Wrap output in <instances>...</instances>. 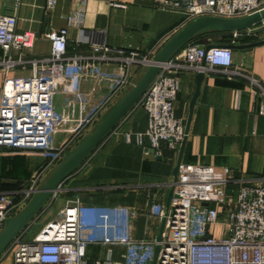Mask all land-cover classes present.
Returning <instances> with one entry per match:
<instances>
[{"label": "built area", "instance_id": "2783aa9c", "mask_svg": "<svg viewBox=\"0 0 264 264\" xmlns=\"http://www.w3.org/2000/svg\"><path fill=\"white\" fill-rule=\"evenodd\" d=\"M19 4V0H15ZM57 0H47V7H55ZM113 7L125 9L122 4ZM158 9L183 14L189 22L211 16L228 19L243 18L264 10V0H155ZM85 0L67 16L70 25L82 27ZM253 29L233 32L229 45L241 38L264 34V21ZM261 29V30H260ZM68 30L61 29L47 35L51 54L37 60L39 69L33 76L6 79L0 103V149L55 151L53 163L38 172L28 187L11 193H0V231L3 220L18 214L30 201L44 181V174L52 164L62 161L65 153L74 148L92 129L99 118L133 85L136 70L147 69L156 52H141L132 46L111 49L88 39L92 55L68 56ZM36 41L33 32H18L17 18H0V48L5 52L7 71L22 58L13 60L10 53L31 49ZM191 42L172 60L161 66V71L144 94L138 107L148 118L144 132L126 133L127 143L143 146L147 139L157 156L164 150L178 151L186 138V125L176 114V103L181 92L180 74H195L221 70L234 73V50ZM85 60V61H84ZM105 63H114L111 70ZM101 84L106 94L88 107V95L81 85L85 81ZM256 86L262 85L256 79ZM57 95L73 99L81 108L78 118L71 119L57 113ZM264 115V106L260 108ZM58 127H65L67 138L56 147ZM115 130L113 131V133ZM112 133V134H113ZM231 184L238 185L236 198L228 192ZM170 205L155 198L147 206L152 217L165 219L160 242L134 240L131 222L138 214L125 209L119 220L125 222V236L110 241H98L85 236L86 207L80 200L67 201L57 215L48 221L31 239H27L31 222L11 243L0 258L11 264H90L88 250L92 245L109 247L103 259L94 264H264V185L236 179L228 167L181 163ZM219 229V233L216 232ZM160 247L156 255V247ZM114 246L125 247L122 261L113 259ZM6 260V259H5Z\"/></svg>", "mask_w": 264, "mask_h": 264}, {"label": "crops", "instance_id": "0c3cea01", "mask_svg": "<svg viewBox=\"0 0 264 264\" xmlns=\"http://www.w3.org/2000/svg\"><path fill=\"white\" fill-rule=\"evenodd\" d=\"M80 0H57L54 8L47 7V0H0V18L12 15L17 18L18 32H33L36 41L31 49L22 53L12 51L13 60L22 58L7 71L0 64V103L6 79L33 76L39 69L37 60L51 54V41L47 35L67 29L68 56L89 57L91 44L87 43L94 33V42L111 49L139 48L141 52H157L164 43L189 21L183 14L158 9L155 0H85V17L82 27L72 26L67 16L79 5ZM112 4L125 5L119 9ZM231 33L209 36L208 45H229ZM264 41V34L241 38L236 45ZM0 48V63L5 60ZM85 61V60H84ZM114 63H105L111 70ZM234 73L221 70L206 73L201 93L194 109L182 163L228 167L236 179L264 185V45L245 50H234ZM143 70H136L133 85ZM195 73L180 74L181 92L176 103V114L187 125L189 105L196 90ZM256 79L262 88L252 83ZM82 92L88 95L89 105L99 101L105 94L104 87L95 81H85ZM57 113L75 119L81 108L73 99L57 95ZM148 118L143 109L138 116L132 111L110 135L109 139L91 158L69 178L58 192L52 204L80 200L86 207L85 236L110 241L125 236V209L138 214L131 226L134 240L154 242L157 240L162 220L149 214V199L166 205L172 172L179 157L178 151L164 150L168 162L147 159L150 143L143 146L127 143L126 133L144 132ZM65 127H58L56 147L65 139ZM181 148V147H180ZM56 152L25 149H0V193H11L29 186L33 177L53 163ZM58 163L52 164L44 179ZM238 185L231 184L228 192L236 198ZM58 203V204H59ZM109 247L92 245L88 250L90 264L103 259ZM113 259L122 261L125 247L114 246ZM10 264V261H7ZM4 264V263H3Z\"/></svg>", "mask_w": 264, "mask_h": 264}, {"label": "water", "instance_id": "95a60500", "mask_svg": "<svg viewBox=\"0 0 264 264\" xmlns=\"http://www.w3.org/2000/svg\"><path fill=\"white\" fill-rule=\"evenodd\" d=\"M264 21V10L253 15L243 18H221V17H199L187 23L170 39L153 56V63L143 71L139 80L127 92L123 93L117 101L99 118L92 130L86 134L79 143L67 151L62 161L54 167L40 187L34 192L27 205L15 216L3 220V228L0 231V258L6 252L14 239L33 222L43 210L55 199L58 192L61 191L63 184L71 178L91 156L109 139L113 131L121 122L140 104L144 94L150 88L156 77L161 71V66L172 60L188 44L200 36L210 33H233L241 32L254 28L255 29ZM261 30V29H260ZM264 45V41H258L247 45H207L209 50L216 46L230 47L233 50H245L256 46ZM205 79L204 73L195 75L196 90L189 105V117L186 125V138L181 145L179 157L173 169V182L177 181L179 166L183 161V155L189 134L191 121L197 100L201 93V86ZM147 159L152 161L168 162L167 158L157 156L154 149H150ZM170 192L167 200V208L173 197L174 186H170ZM165 228V219L162 220L157 242L162 240V234ZM160 247H156V255ZM155 264V261L154 263Z\"/></svg>", "mask_w": 264, "mask_h": 264}, {"label": "rangeland", "instance_id": "374dc122", "mask_svg": "<svg viewBox=\"0 0 264 264\" xmlns=\"http://www.w3.org/2000/svg\"><path fill=\"white\" fill-rule=\"evenodd\" d=\"M143 111V108L142 107H137V113H138V116H141V113ZM92 129H89L88 133L91 131ZM87 133V134H88ZM68 135L65 134V139L67 138ZM56 139H57V136H56ZM64 139V140H65ZM59 202H56L55 204H52L51 206H49L48 208H46L45 210V214H43L38 220H36L31 226L32 228L30 229V231L28 232V235H27V239H31L35 234H37L41 228L50 220L53 219L54 216L57 215L58 211L60 210V207H62L63 205H60V203L58 204ZM216 232H220L219 229L216 231ZM6 259V260H5ZM3 261H2V264H9V262L7 261H10L9 259L5 258ZM10 264H11V261H10Z\"/></svg>", "mask_w": 264, "mask_h": 264}, {"label": "trees", "instance_id": "16d2710c", "mask_svg": "<svg viewBox=\"0 0 264 264\" xmlns=\"http://www.w3.org/2000/svg\"><path fill=\"white\" fill-rule=\"evenodd\" d=\"M223 34H227V33H210V34H207V35H204V36H200L198 37L197 39H195L193 42L195 43H199V44H203V45H208L206 43V39L209 37V36H217V35H223ZM61 162V161H60ZM59 162V163H60Z\"/></svg>", "mask_w": 264, "mask_h": 264}]
</instances>
